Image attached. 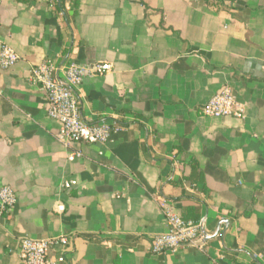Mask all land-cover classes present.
I'll use <instances>...</instances> for the list:
<instances>
[{
	"label": "crops",
	"instance_id": "crops-1",
	"mask_svg": "<svg viewBox=\"0 0 264 264\" xmlns=\"http://www.w3.org/2000/svg\"><path fill=\"white\" fill-rule=\"evenodd\" d=\"M0 15V46L19 56L0 68V188L18 196L0 215V264H23L25 236L72 237L56 264H264V0H1ZM42 62L112 65L85 79L80 106L124 128L106 144L60 143L29 80ZM225 86L243 120L201 114ZM159 195L204 224L202 250L151 253L167 231Z\"/></svg>",
	"mask_w": 264,
	"mask_h": 264
},
{
	"label": "built area",
	"instance_id": "built-area-1",
	"mask_svg": "<svg viewBox=\"0 0 264 264\" xmlns=\"http://www.w3.org/2000/svg\"><path fill=\"white\" fill-rule=\"evenodd\" d=\"M1 5V0H0ZM2 23L0 15V25ZM19 60L18 54L10 46H0V68L9 70ZM112 70L109 63H69L57 66L51 62H42L31 71L30 82L38 84L46 96L47 115L61 125L58 140L65 147L74 143L106 144L114 134L120 132L124 125L117 120L90 122L84 119L79 92L88 77L102 75ZM201 114L208 118H234L243 120L245 107L238 100L234 91L223 87L202 108ZM81 151L70 152V162L80 159ZM77 186L76 181L65 182L64 190ZM158 204L164 214L167 231L153 237L150 251L153 255L177 253L192 248L202 250L205 236L201 231V224L187 221L173 208L171 203L159 195ZM18 203V196L13 187L0 188V215L10 213ZM64 207H59L63 212ZM73 238L60 236L49 239H33L22 237L19 241L20 258L23 264H56L50 253L55 248L68 251L72 247ZM60 262L63 258L59 259Z\"/></svg>",
	"mask_w": 264,
	"mask_h": 264
},
{
	"label": "trees",
	"instance_id": "trees-1",
	"mask_svg": "<svg viewBox=\"0 0 264 264\" xmlns=\"http://www.w3.org/2000/svg\"><path fill=\"white\" fill-rule=\"evenodd\" d=\"M74 10H75V13L78 12V2L74 3ZM189 165H190L191 170H192V174L190 177L191 181L194 183L202 182L203 177H202V174L200 173L199 165H198L197 161L192 158V159H190Z\"/></svg>",
	"mask_w": 264,
	"mask_h": 264
},
{
	"label": "water",
	"instance_id": "water-1",
	"mask_svg": "<svg viewBox=\"0 0 264 264\" xmlns=\"http://www.w3.org/2000/svg\"><path fill=\"white\" fill-rule=\"evenodd\" d=\"M201 231H202V234L205 236L206 239L210 238L209 235H207V233L204 231V224L203 223H201ZM218 232H219V230L217 231V233Z\"/></svg>",
	"mask_w": 264,
	"mask_h": 264
}]
</instances>
